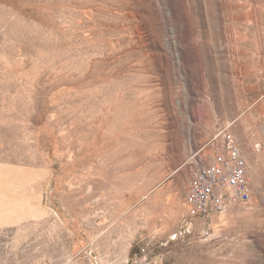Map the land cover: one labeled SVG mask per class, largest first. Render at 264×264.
I'll list each match as a JSON object with an SVG mask.
<instances>
[{
	"label": "rangeland",
	"instance_id": "1",
	"mask_svg": "<svg viewBox=\"0 0 264 264\" xmlns=\"http://www.w3.org/2000/svg\"><path fill=\"white\" fill-rule=\"evenodd\" d=\"M222 130L251 199L186 223ZM0 264H264V0H0Z\"/></svg>",
	"mask_w": 264,
	"mask_h": 264
},
{
	"label": "built area",
	"instance_id": "2",
	"mask_svg": "<svg viewBox=\"0 0 264 264\" xmlns=\"http://www.w3.org/2000/svg\"><path fill=\"white\" fill-rule=\"evenodd\" d=\"M210 142L216 144L213 153L206 152V145L192 157L197 166L191 171L188 181L186 223L195 218L206 219L212 214H221L231 205L251 199L247 164L241 145L225 130ZM219 142L220 146L217 144Z\"/></svg>",
	"mask_w": 264,
	"mask_h": 264
},
{
	"label": "crops",
	"instance_id": "3",
	"mask_svg": "<svg viewBox=\"0 0 264 264\" xmlns=\"http://www.w3.org/2000/svg\"><path fill=\"white\" fill-rule=\"evenodd\" d=\"M186 196H187V194H186Z\"/></svg>",
	"mask_w": 264,
	"mask_h": 264
},
{
	"label": "bare ground",
	"instance_id": "4",
	"mask_svg": "<svg viewBox=\"0 0 264 264\" xmlns=\"http://www.w3.org/2000/svg\"><path fill=\"white\" fill-rule=\"evenodd\" d=\"M231 126V125H230Z\"/></svg>",
	"mask_w": 264,
	"mask_h": 264
}]
</instances>
